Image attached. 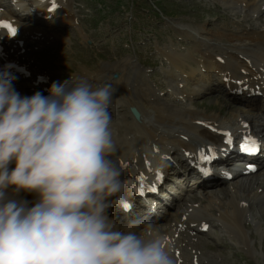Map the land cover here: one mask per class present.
<instances>
[{"label":"rangeland","instance_id":"374dc122","mask_svg":"<svg viewBox=\"0 0 264 264\" xmlns=\"http://www.w3.org/2000/svg\"><path fill=\"white\" fill-rule=\"evenodd\" d=\"M33 1L28 0L27 3H30L28 8H31ZM68 4L72 20L67 16L69 10L64 8L59 10L52 24L44 28L36 24L30 25L28 19L19 21L23 34L26 33L27 27L36 29L37 33L40 32L32 34L38 35L34 40L29 34L26 35L23 40L29 39L25 48L38 53V57L35 58L45 65L56 82L62 83L70 77L76 81L82 74L86 75L88 72H109L112 78L118 74V77H115L116 80H121L119 81L121 83L117 82L115 87L114 95L117 100H119L117 93H120L123 98L121 103L124 105H127V99L134 101L144 113L141 114L145 121L149 120L146 125L140 121L143 129L146 131L152 126L153 130L150 128V131L153 135L165 136L171 140H181L182 138L174 137L173 134L176 132L175 135H178L182 131L186 133L191 131L197 134L195 138H199V132L195 129L180 131L182 126L177 122L182 120L181 114L186 118L188 110L196 112L201 116L200 118L215 116L220 122L234 125L235 128L240 119L254 120L252 125L264 121L261 111L264 108L262 99L253 100L244 96L246 101L255 103L256 108L248 107L249 104L247 106V102L243 99L232 104V96L228 95L224 85L221 87L225 95L220 99L215 93H210L219 88L213 86L208 89V87L221 83L220 77L214 72L202 69L196 80L189 78L190 72L196 73L198 70L196 65L194 69L191 68V64H196V60L200 59L199 52L204 56L208 54L207 47L212 54L218 52L217 54L220 55L222 50L229 49L240 56L251 58L258 65L264 62L261 56L254 58L252 54L243 52H255L260 49L250 41L242 40L245 33L250 35L264 33V0H68ZM0 8L5 9L6 12L11 11L1 1ZM28 12L32 13L31 10ZM39 28L43 29L44 33L37 30ZM221 36L225 38L221 40ZM198 43H202L203 46H197ZM226 53L229 54V51ZM234 57L231 55L227 59L236 69L235 65H238V61ZM176 59L181 63H178L179 67L173 64ZM216 66L220 68L218 72L221 76L223 73L221 69H224V66L218 62ZM253 69H256V66ZM236 72H239V69ZM131 84L140 85L141 89L135 91L129 87ZM149 91L151 94L154 93L152 96L159 98L160 102L151 101L147 97ZM195 93H198L197 96L194 95ZM145 98L149 101L143 100ZM160 108L165 110V118L170 119L161 124L162 126L155 117V109ZM147 110H153L152 115ZM116 114H111V126L116 123L113 121ZM125 115L127 112H124L123 116ZM175 126L176 131L171 133ZM184 135L187 136L185 133L181 136ZM175 146L174 142L169 143L170 149ZM243 181H251V185L256 181V186L253 184L254 188H250L244 194L240 193L235 186L237 182ZM262 182H264V171L242 177L237 181L199 188L187 194L186 198L198 200L191 202L190 205L203 208L201 210L206 212V217L217 226L207 234H195L193 237L195 243L199 245L196 244L200 253L215 257L209 264H264V186L257 188ZM222 187L226 195L221 191ZM233 187L237 193L234 190L227 197L226 191H232ZM212 188H220V190L212 193L209 190ZM22 195L29 201L35 199V194L32 193H22ZM236 196L246 199L248 202L246 204L250 206L243 213L244 224L240 227L245 242H241L240 238H233L232 233L220 226L219 221L221 213L227 212L228 209L233 210L230 202L236 199ZM242 199L237 202L238 205L242 203L240 202ZM188 200L186 202L179 200L184 209H188ZM222 207L225 208L224 211ZM180 209L182 211V208Z\"/></svg>","mask_w":264,"mask_h":264},{"label":"clouds","instance_id":"9594fccd","mask_svg":"<svg viewBox=\"0 0 264 264\" xmlns=\"http://www.w3.org/2000/svg\"><path fill=\"white\" fill-rule=\"evenodd\" d=\"M115 91L70 77L21 96L0 72V264H174L151 224L110 215L126 191L111 159Z\"/></svg>","mask_w":264,"mask_h":264},{"label":"bare ground","instance_id":"6f19581e","mask_svg":"<svg viewBox=\"0 0 264 264\" xmlns=\"http://www.w3.org/2000/svg\"><path fill=\"white\" fill-rule=\"evenodd\" d=\"M38 1L39 2H37V4L39 10H43L44 12L47 13V15L50 14L53 17H54V13H51L49 11V8L52 5H60L62 7V10L64 8H67L66 10H69L68 0H43V1L38 0ZM239 2L241 3L243 1H239ZM35 3L33 2V4ZM15 5L21 7L22 6L21 1L20 0L16 1ZM24 12L25 13L28 12L27 6L25 7ZM67 14L68 17H71L72 15L70 13V10L67 11ZM3 19L10 20L12 24L15 25L12 16H9V18L0 17V20ZM0 32L5 34V36L8 37L9 39H12L13 41L17 42V46L14 48V51L12 53L6 52L4 50L1 51L3 44L0 43V62L2 64V66H0V72H7L11 81H16L21 78L33 81V83H35L33 84V87L41 88L45 92L43 94H46L47 96L48 89L50 88L51 84L53 82H56L54 80V77L50 74V72L46 69V67L42 63L38 62V60L35 58L36 51L35 52L28 51V53H24V54L21 53V48L25 47L26 41L27 39H29L27 38L26 41L23 40L26 37V35L29 34V36L34 40L36 39V37H38V35L34 36L32 34L33 33L39 34L40 32L37 33L38 31L35 32L33 30L26 29L25 34H17L13 37H11V34L8 33L5 29L0 28ZM224 38H225L224 36H221V40ZM242 38H243L242 40L248 42L250 41L256 48L260 49V51L255 50V52L254 51H250V52L243 51V52H246L249 55L252 54L251 56L254 58L261 56V60L263 61L264 55H262V53H264V33L256 34V35H250V33H245L244 37ZM37 40L41 41V39L38 38ZM21 41L24 42L22 47H21ZM199 45H202V43H198L197 46ZM224 50H222L220 55L217 54L218 52L212 54V52L208 51V47H207L208 54H206L205 56L202 54V52H199L198 55L201 56L200 59H197L198 61L196 60L197 62L196 64H191V68L194 69L195 67L194 65H196L198 67V70L196 73L195 71L193 73L192 72L189 73L190 80H196L200 70L202 69H204L205 71L208 70L210 72H214L216 75L220 77L221 83L219 85L212 84L210 87H208V89H211L213 86H218L219 88L218 90H213V91L209 90V91L211 94L215 93V95H217L219 99L220 97H223L225 95V91L221 87V85H224L227 89V92L229 93L228 95L232 96L231 99L232 104H236L239 100H242L243 99L242 95H246L247 97L249 95L248 98H263V103H264V62H261V64L258 65L251 58L240 56L235 51H230L229 49H224ZM226 51H229V54H227ZM231 55L235 56L234 59L238 61V65H235L236 69H234V67L231 66L230 63L228 62L227 57H231ZM36 57H38V55ZM240 60H243V62H241ZM12 62L19 66H26V68L31 72L30 76H25L24 74L17 72L15 68L10 67L9 64ZM217 62L218 64L224 66V69H221V71L223 72L221 73V76L219 75L218 72L220 68L216 66ZM178 63H180V61L176 59L173 64L175 65V67H179L181 63L180 64ZM184 64L182 65L184 66ZM210 66H214L213 68L215 69L213 70V68H211ZM255 66L256 69H253V67ZM238 69L239 72H236V70ZM208 74L210 75L211 73ZM39 78H44L45 81L40 82ZM79 78L88 80L94 86L110 84L114 89L117 85V82L121 81V80H116L117 78H112L111 73L109 72L105 73L104 71L100 73L88 72L86 75L82 74ZM123 84H122L123 86L122 88H124ZM119 85L120 84H118V86ZM139 86L138 85L134 86L133 84L129 85V87L131 89H135V91L141 89L139 88ZM130 90L129 92L133 91ZM240 90H246V92L240 95L239 94ZM16 92L19 93V91L17 90ZM129 92H127V94ZM19 94L23 96L21 93ZM197 94L198 93H195L194 95L197 96ZM117 95H119L118 97L119 100H117V97L114 95L109 109V111H111L112 113L114 112L117 113L116 116L114 117L115 120H113L116 121V123L111 126L112 137L115 144V151L113 152L111 159L113 160L114 164L121 172V180L125 185V189H126L125 197L132 198L134 196L135 198H137L135 202V208L140 207V201H141L140 196H138L139 193L138 195L136 193L137 190H141L142 192H145L150 187L154 185H158L162 181H166L167 180L166 178H168L172 173L175 175L177 174L179 175L182 171H184L188 176L187 179L193 174H196L197 177L200 175L202 181L200 182L198 187H200L201 189L208 188L212 185H216L223 182L228 183L234 180L237 181L236 177L240 178V177H246L247 175L249 176L252 175L246 172L242 173V171L245 168L239 171V173L236 171V169L230 168V166H233L234 161L238 158L237 154L231 153V152L237 153V151H230L231 146L229 143H227L226 141L227 137L224 135L225 132L222 130L223 128L224 129L230 128L231 127L230 124L220 122L218 118L215 116L213 118H206V117L200 118L201 116H198L196 112L192 110H188L186 112V118L182 117L181 114L180 119L182 120H179V122H177L179 125L182 126L180 131L182 130L188 131L195 129L199 132V138H194L195 136H197V134L195 135L191 131H189L188 133L182 131L180 133L181 135L185 133L187 134V136L186 135L181 136L179 133L178 135H175L176 132L173 134V136L174 137L177 136V138L181 136L182 138L184 137L187 139L191 135L190 136L191 138L189 139L190 140L195 139L197 142L196 145L191 144V142L190 143H187L185 141L182 142V140H178V139L171 140V138H166L165 136L162 137L161 135H160L161 137L159 136L156 137L155 134L153 135V133H151L150 131V128H152V126L147 128V130L145 131V129H143V127L141 126L142 123L140 124V121L135 120L133 116H131L132 112H129V110L135 108L140 112L141 111L140 107L134 101L129 99H127L128 100L127 105H124V103H121L123 100L121 94L117 93ZM152 95H154V93L151 94L149 91L147 97L151 101L153 100L155 102H160L159 98H155V96ZM143 100L149 101L146 98ZM249 107L256 108V105L251 104L249 105ZM124 112H127V115L123 116ZM152 112L153 110L150 111L151 115ZM140 113L144 114L142 111ZM155 113H156L155 117L157 118V122L160 123V125L170 120L167 119L168 117L165 118L164 109L161 108L157 110L155 109ZM142 121L144 125H146V122L149 123L148 119H146L145 121L143 115L141 118V122ZM190 121H193V123L191 122L192 123L191 124ZM252 121L254 120H247L251 129L259 128V130H256V132L260 133L261 137H264V121L258 122L257 124L253 123V125H252ZM172 122H174V120ZM235 130H237L239 133L242 131V127L239 126ZM234 132H235L234 130L230 132L226 131V133H233V135H235ZM231 138H233V136H231ZM234 140L235 138H233L232 143H234ZM172 142H174L176 146L170 149L169 143ZM210 148L213 150L211 151L213 152L211 163H213L212 167L214 168V170L212 174L209 176L208 173L209 170H207L206 167L207 163H204L200 157H201V152L211 153L209 151ZM228 153L230 154L224 160H221ZM263 163L264 160L263 162L261 161L259 165H263L264 168ZM191 164L196 165L197 168L191 166ZM261 170L263 169L261 168ZM259 171H257V173ZM228 175H232V178H229ZM255 182L256 181L252 182V185H251V181H246V182L243 181L240 183L237 182L235 188H237V191H240V193L244 194L250 188H254L253 184H255ZM257 186L258 189L262 188L261 186H264V182L259 183ZM223 189L224 188L222 187L221 191L224 192ZM209 190H211L213 193L216 190L219 191L220 188H212ZM209 190H205V191H209ZM234 190H235L234 187L232 191L225 190L227 192V197L229 196L228 194H231L230 192H234ZM237 191L235 190L236 193ZM186 195L187 193L184 195L183 198H185ZM242 198H238L236 196V199H233V201L230 202V205L232 206L233 210L230 211L228 209L227 212L225 211L224 213H221L222 215L219 221L221 223L220 226L231 232L232 233L231 236L233 238L235 239L240 238L241 242H245L243 236L241 235L242 231L240 227L242 224H244L243 213L245 209L249 208L250 206L246 204L248 203L246 202V199L244 198L242 199ZM240 199H242L244 202L241 200L240 202L242 203L238 205L237 202ZM178 201L179 200H174L172 205H174V203L176 204L174 206H171V209L169 210L168 213L161 214L163 216L160 215L159 217L154 218L153 219L154 221L151 220V223L154 222L152 228L154 231L160 233L165 237L167 246L170 249V254L174 260V264H209V262L214 261L215 257L211 255L209 257L200 253L199 249L197 248L199 245L195 243L196 241L193 240V234H204L203 232H201V229L205 226V223L209 225L208 222L209 217L207 218L205 215L206 212L204 213L201 210L203 208L190 205L191 202H196L198 200L193 201L192 198H189V200L187 201L188 209H184L182 207L183 206L182 204L181 205L178 204ZM121 205L122 202H120L119 204L113 207L118 209V207H121ZM180 208H182V211ZM224 209L225 208L222 207V211H224ZM248 212L249 210L246 212L247 218H248L247 215ZM178 216H180L179 219ZM205 218H207V220ZM162 222L163 224H161ZM184 232L188 234H184Z\"/></svg>","mask_w":264,"mask_h":264},{"label":"snow or ice","instance_id":"6c2138e0","mask_svg":"<svg viewBox=\"0 0 264 264\" xmlns=\"http://www.w3.org/2000/svg\"><path fill=\"white\" fill-rule=\"evenodd\" d=\"M0 26H2V27H4V28H7L8 29V31H9V33L11 34V35H15L16 34V31H17V29L16 28H14L11 24H8V23H4V24H2V25H0ZM226 137H227V143H231V136H230V134L229 133H225L224 134ZM256 145H257V141H255L254 139H251L250 137H246L245 138V140H244V142L242 143V145H241V148H242V150H244V151H248V152H255V151H257V147H256ZM209 151L211 152V151H213L211 148L209 149ZM202 160H208V159H211V157L210 156H207V155H204L203 154V152L201 153V157H200ZM150 191H156V189L153 187V188H150L149 189ZM142 194V193H141ZM128 207V205L127 204H125V208H127Z\"/></svg>","mask_w":264,"mask_h":264},{"label":"water","instance_id":"95a60500","mask_svg":"<svg viewBox=\"0 0 264 264\" xmlns=\"http://www.w3.org/2000/svg\"><path fill=\"white\" fill-rule=\"evenodd\" d=\"M131 112L136 120H140L141 114L137 109L133 108L131 109Z\"/></svg>","mask_w":264,"mask_h":264}]
</instances>
